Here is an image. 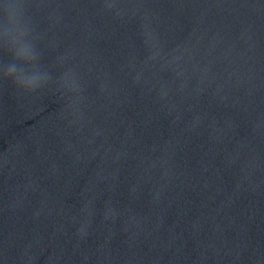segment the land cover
Wrapping results in <instances>:
<instances>
[{
    "label": "water",
    "instance_id": "95a60500",
    "mask_svg": "<svg viewBox=\"0 0 264 264\" xmlns=\"http://www.w3.org/2000/svg\"><path fill=\"white\" fill-rule=\"evenodd\" d=\"M24 7L52 80L0 79V264H264V0Z\"/></svg>",
    "mask_w": 264,
    "mask_h": 264
},
{
    "label": "clouds",
    "instance_id": "9594fccd",
    "mask_svg": "<svg viewBox=\"0 0 264 264\" xmlns=\"http://www.w3.org/2000/svg\"><path fill=\"white\" fill-rule=\"evenodd\" d=\"M0 49L10 57L0 62V79L11 82L21 93H38L49 86L52 73L35 41L24 0H0ZM59 84L72 92L80 88L70 69L62 73Z\"/></svg>",
    "mask_w": 264,
    "mask_h": 264
}]
</instances>
